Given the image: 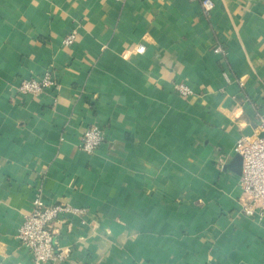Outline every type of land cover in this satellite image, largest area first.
<instances>
[{
    "label": "crops",
    "instance_id": "0c3cea01",
    "mask_svg": "<svg viewBox=\"0 0 264 264\" xmlns=\"http://www.w3.org/2000/svg\"><path fill=\"white\" fill-rule=\"evenodd\" d=\"M211 1L0 0V264H33L17 235L39 191L83 210L46 264H264L226 169L264 115V0ZM47 72L59 89L18 92Z\"/></svg>",
    "mask_w": 264,
    "mask_h": 264
},
{
    "label": "built area",
    "instance_id": "2783aa9c",
    "mask_svg": "<svg viewBox=\"0 0 264 264\" xmlns=\"http://www.w3.org/2000/svg\"><path fill=\"white\" fill-rule=\"evenodd\" d=\"M203 11L210 15L215 5L211 0H202ZM79 37V32L73 31L64 40V44L72 47ZM145 48L139 46L137 54H142ZM215 55L225 57L227 50L221 46L213 49ZM50 89H59L57 77L47 72L40 78L23 80L17 87L22 96H39ZM175 91L183 98L193 95L190 87L176 84ZM264 115H259L253 137H243L235 145L234 152L243 160L242 176L239 180L241 191V212L259 222L264 221ZM105 143V132L98 127L88 129L81 138L80 151L88 156L93 155ZM33 207L18 230L17 240L20 247L25 248L32 257L33 264H46L56 260L57 240L54 224L64 220L68 214L80 215L83 210L66 204L48 205L43 201L41 191L35 194Z\"/></svg>",
    "mask_w": 264,
    "mask_h": 264
},
{
    "label": "water",
    "instance_id": "95a60500",
    "mask_svg": "<svg viewBox=\"0 0 264 264\" xmlns=\"http://www.w3.org/2000/svg\"><path fill=\"white\" fill-rule=\"evenodd\" d=\"M262 137H264V135H262ZM226 167V169L241 177L243 169V160L241 156L236 154Z\"/></svg>",
    "mask_w": 264,
    "mask_h": 264
}]
</instances>
